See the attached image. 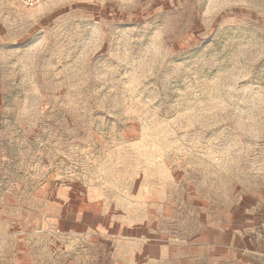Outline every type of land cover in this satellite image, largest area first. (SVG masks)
Returning <instances> with one entry per match:
<instances>
[{
	"label": "rangeland",
	"instance_id": "374dc122",
	"mask_svg": "<svg viewBox=\"0 0 264 264\" xmlns=\"http://www.w3.org/2000/svg\"><path fill=\"white\" fill-rule=\"evenodd\" d=\"M263 221L264 0H0V264H264Z\"/></svg>",
	"mask_w": 264,
	"mask_h": 264
},
{
	"label": "crops",
	"instance_id": "0c3cea01",
	"mask_svg": "<svg viewBox=\"0 0 264 264\" xmlns=\"http://www.w3.org/2000/svg\"><path fill=\"white\" fill-rule=\"evenodd\" d=\"M251 218V219H249ZM249 223L246 225H238V229L235 231V235L233 236L231 247L236 249L237 247L246 246L248 251H256L257 246L259 244L258 237L256 235L258 228L260 227L261 222H257L253 216H248ZM264 223V221H263ZM247 228H250V232L246 233ZM259 236H264V231L259 234ZM256 253V252H253Z\"/></svg>",
	"mask_w": 264,
	"mask_h": 264
},
{
	"label": "built area",
	"instance_id": "2783aa9c",
	"mask_svg": "<svg viewBox=\"0 0 264 264\" xmlns=\"http://www.w3.org/2000/svg\"><path fill=\"white\" fill-rule=\"evenodd\" d=\"M42 0H24L25 4L29 7H34L39 4Z\"/></svg>",
	"mask_w": 264,
	"mask_h": 264
}]
</instances>
